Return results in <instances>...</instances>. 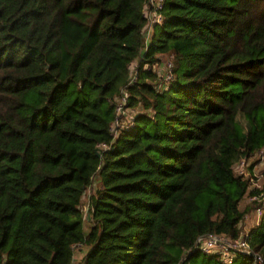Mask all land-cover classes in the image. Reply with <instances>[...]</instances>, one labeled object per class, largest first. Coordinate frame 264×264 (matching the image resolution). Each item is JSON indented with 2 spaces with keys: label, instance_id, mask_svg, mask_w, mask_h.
<instances>
[{
  "label": "trees",
  "instance_id": "1",
  "mask_svg": "<svg viewBox=\"0 0 264 264\" xmlns=\"http://www.w3.org/2000/svg\"><path fill=\"white\" fill-rule=\"evenodd\" d=\"M149 6L0 0V264H228L199 237L264 207V0H165L146 44Z\"/></svg>",
  "mask_w": 264,
  "mask_h": 264
},
{
  "label": "built area",
  "instance_id": "2",
  "mask_svg": "<svg viewBox=\"0 0 264 264\" xmlns=\"http://www.w3.org/2000/svg\"><path fill=\"white\" fill-rule=\"evenodd\" d=\"M164 3L165 0H149L150 6L147 10L148 26L145 32L146 44L149 41L150 32L153 24L162 20V8L164 6ZM130 67L132 70V76L129 82L137 79L136 62L131 63ZM172 67V59H167L166 70L162 72V75L166 80H169L173 76ZM129 94V90L124 89L123 92L119 95V97H117V115L115 121L112 124V129L114 132H117L118 126L133 125V115L136 112V109L127 106ZM263 150L264 147L259 150V152ZM241 164L245 165V162L242 160ZM239 172L247 175L246 171H244V168H240ZM262 199L264 200V198ZM255 210L258 214L257 221L259 222L263 214L264 207L258 206L257 208H255ZM248 236V231H242V233L237 237H231L223 233L210 232L204 236L199 237L197 244L200 250L206 253H219L221 259L228 264L233 263L235 256L239 252L252 253L254 255L255 264H264L263 255L259 251L254 250Z\"/></svg>",
  "mask_w": 264,
  "mask_h": 264
},
{
  "label": "rangeland",
  "instance_id": "3",
  "mask_svg": "<svg viewBox=\"0 0 264 264\" xmlns=\"http://www.w3.org/2000/svg\"><path fill=\"white\" fill-rule=\"evenodd\" d=\"M168 59V57H164V62L161 63L160 67L162 65L163 66V69L166 70V60ZM245 162V165L244 164H241V162L236 165V168L237 170L239 171L240 168H244V171H246L247 175H249L251 178H252V182L253 183H256L257 181V178L258 177H261V171L263 170L264 168V150L259 152V153H256L254 154L253 156H251L250 158L246 159V160H243ZM254 162L253 166L251 168H249V164ZM88 193V192H87ZM85 201L83 203V209L85 210L86 213L89 212V201L87 200V196L85 197ZM252 213V216H246L244 221H243V231H248L249 228L252 226V224H256L257 223V220H258V214L256 212L255 209H252L250 211ZM83 248H77L76 249V262H77V257L80 256L81 252H82Z\"/></svg>",
  "mask_w": 264,
  "mask_h": 264
},
{
  "label": "crops",
  "instance_id": "4",
  "mask_svg": "<svg viewBox=\"0 0 264 264\" xmlns=\"http://www.w3.org/2000/svg\"><path fill=\"white\" fill-rule=\"evenodd\" d=\"M247 215L250 217V216H252V213H251V212H249ZM257 222H258V221H257ZM253 225H255V224H252V226H253ZM252 226H251V227H252ZM85 251H86V249H85V248H83V250H82V252H81L80 256H78V257H77V258H78V259H77V262H76V259H75V258H76V257H75V256H76V254H74V264H78V262H79L78 260H79V259H81V257H82V256H83V254L85 253ZM75 253H76V252H75Z\"/></svg>",
  "mask_w": 264,
  "mask_h": 264
}]
</instances>
